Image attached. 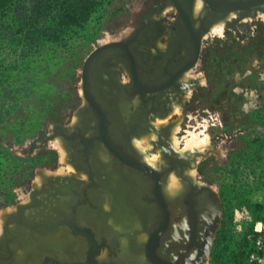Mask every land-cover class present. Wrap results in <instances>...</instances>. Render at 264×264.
<instances>
[{"label":"flooded vegetation","instance_id":"flooded-vegetation-1","mask_svg":"<svg viewBox=\"0 0 264 264\" xmlns=\"http://www.w3.org/2000/svg\"><path fill=\"white\" fill-rule=\"evenodd\" d=\"M198 1L153 0L143 11L123 39L128 48L103 66L92 91L106 136L97 129L87 142H63L77 175L48 178L35 187L45 186L35 201L29 194L6 213L4 221L20 205L35 206L4 224L0 264H203L205 253L210 258L223 203L208 183L190 174L192 158L174 149L171 123L157 125L199 85L192 72L212 28L236 14L226 28L238 32L243 21L235 23L238 12L208 16L211 4L238 0H201L200 8ZM149 134L156 135L154 148L143 152L135 139ZM158 151L161 161L153 166L146 156Z\"/></svg>","mask_w":264,"mask_h":264},{"label":"rangeland","instance_id":"rangeland-1","mask_svg":"<svg viewBox=\"0 0 264 264\" xmlns=\"http://www.w3.org/2000/svg\"><path fill=\"white\" fill-rule=\"evenodd\" d=\"M152 1L103 0L86 27L68 33L63 43H45L26 57L21 56L22 48L0 43V236L6 213L26 202L35 187L48 178L77 175L63 140L38 143L33 152L31 146L54 125L77 122V113L86 104L82 90L86 59L98 47L125 39ZM197 5L202 7V1ZM229 19L215 25L223 28L222 33L214 26L203 41L192 72L199 85L176 104L165 123L157 120V125L171 123L174 149L192 158V177L208 183L220 196L223 225L218 234L227 228L230 251L252 230L247 237L253 244L248 264L255 250L256 224H264V14L244 19L238 32L226 28ZM195 132L207 137V143L192 152L185 150L189 133ZM155 138L149 134L135 143L147 152L154 148ZM149 153L154 155H147V162L157 165L160 151ZM212 254L206 264H213ZM221 255L224 260L230 256Z\"/></svg>","mask_w":264,"mask_h":264},{"label":"trees","instance_id":"trees-1","mask_svg":"<svg viewBox=\"0 0 264 264\" xmlns=\"http://www.w3.org/2000/svg\"><path fill=\"white\" fill-rule=\"evenodd\" d=\"M102 4L103 0H0V43L22 48L23 57L45 43H63L68 33L86 27ZM226 230L223 228L217 236L213 264H246L253 245L247 237L252 230L234 251H230ZM221 253L230 256L224 260L226 256Z\"/></svg>","mask_w":264,"mask_h":264},{"label":"water","instance_id":"water-1","mask_svg":"<svg viewBox=\"0 0 264 264\" xmlns=\"http://www.w3.org/2000/svg\"><path fill=\"white\" fill-rule=\"evenodd\" d=\"M238 3L229 5L223 3L219 6H214L211 4V10L208 12V16L213 20L219 16L228 14L229 12H238L239 18L235 20L238 23L246 18L256 19L259 17L260 13L264 14V0H238ZM237 31V30H236ZM129 41L121 40L117 42H111L103 46L98 47L94 50L89 57L86 59L85 64L82 69V90L83 95L86 100L85 106H83L77 113L78 120L71 125H54L53 130L50 133L45 131L39 134V138L35 140L31 146V151L33 152L38 143L48 144L56 139H61L66 144L67 142H75L78 137L83 142H87V134H92L97 129H100L101 134L106 136V122L101 110L95 103L92 91L97 89L96 80L101 76V70L105 64H108L109 60L114 56H117L121 51L128 48ZM200 44H197L196 58L193 65L199 59ZM94 84V86L92 84ZM72 127V128H71ZM102 140L105 144L109 145V141L104 137ZM190 155H188L189 157ZM205 156V155H204ZM50 179H47V182ZM49 185V184H48ZM58 190V189H56ZM45 191V186L41 189L35 188L31 192V199L35 201L38 194H43ZM33 204L20 205L17 207V213L8 216L5 225L11 224L17 215L24 214L25 211L34 208ZM208 253L203 256V264L207 262Z\"/></svg>","mask_w":264,"mask_h":264},{"label":"built area","instance_id":"built-area-1","mask_svg":"<svg viewBox=\"0 0 264 264\" xmlns=\"http://www.w3.org/2000/svg\"><path fill=\"white\" fill-rule=\"evenodd\" d=\"M256 239L254 240L255 250L251 254L248 264H264V224L257 223L255 227Z\"/></svg>","mask_w":264,"mask_h":264},{"label":"bare ground","instance_id":"bare-ground-1","mask_svg":"<svg viewBox=\"0 0 264 264\" xmlns=\"http://www.w3.org/2000/svg\"><path fill=\"white\" fill-rule=\"evenodd\" d=\"M216 27V32L217 33H222L223 31V28H219L218 26H215ZM214 30V31H215ZM189 135H190V137H188L187 138V141H186V149L185 150H189V151H194L195 149L194 148H200V147H202L203 145H205L206 143H207V141H208V138L207 137H205L204 139L200 136V135H198V134H196V132L195 133H189ZM175 141V144L177 145V143H178V140L177 139H175L174 140ZM197 153V152H196ZM174 179L172 178V182L171 183H175L176 184V182L177 181H173ZM175 184H172V185H174L175 186ZM180 185V184H179ZM178 187V186H177ZM180 187V186H179Z\"/></svg>","mask_w":264,"mask_h":264},{"label":"crops","instance_id":"crops-1","mask_svg":"<svg viewBox=\"0 0 264 264\" xmlns=\"http://www.w3.org/2000/svg\"><path fill=\"white\" fill-rule=\"evenodd\" d=\"M115 181H116V180H115ZM116 182H117V181H116ZM118 191H119V193H120L119 195H121V196H125V195H126V191H123L122 188L119 187V188H118ZM120 221H121V220H120ZM114 222H118V220H117V219H114V220H113V223H114ZM114 224H115V223H114ZM122 229L125 230V228H124L123 225H122ZM122 243H123V246L127 247V245H128L127 239H124Z\"/></svg>","mask_w":264,"mask_h":264}]
</instances>
